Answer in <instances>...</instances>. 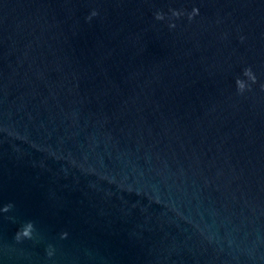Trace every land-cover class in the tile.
Here are the masks:
<instances>
[{"label":"water","instance_id":"95a60500","mask_svg":"<svg viewBox=\"0 0 264 264\" xmlns=\"http://www.w3.org/2000/svg\"><path fill=\"white\" fill-rule=\"evenodd\" d=\"M0 264H264V0H0Z\"/></svg>","mask_w":264,"mask_h":264}]
</instances>
